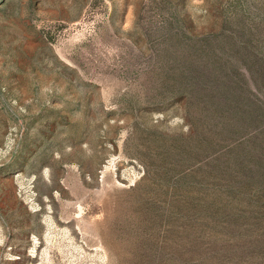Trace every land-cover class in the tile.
Returning <instances> with one entry per match:
<instances>
[{
	"label": "rangeland",
	"instance_id": "1",
	"mask_svg": "<svg viewBox=\"0 0 264 264\" xmlns=\"http://www.w3.org/2000/svg\"><path fill=\"white\" fill-rule=\"evenodd\" d=\"M0 264H264V0H0Z\"/></svg>",
	"mask_w": 264,
	"mask_h": 264
}]
</instances>
